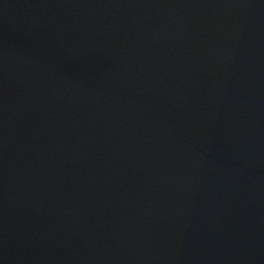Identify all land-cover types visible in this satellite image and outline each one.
<instances>
[{"label":"water","instance_id":"95a60500","mask_svg":"<svg viewBox=\"0 0 264 264\" xmlns=\"http://www.w3.org/2000/svg\"><path fill=\"white\" fill-rule=\"evenodd\" d=\"M0 264H264V0H0Z\"/></svg>","mask_w":264,"mask_h":264}]
</instances>
